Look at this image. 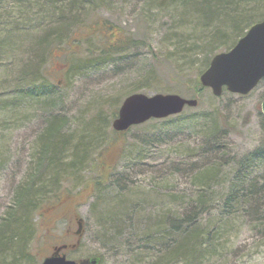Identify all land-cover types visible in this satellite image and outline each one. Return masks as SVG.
I'll use <instances>...</instances> for the list:
<instances>
[{"label":"rangeland","instance_id":"1","mask_svg":"<svg viewBox=\"0 0 264 264\" xmlns=\"http://www.w3.org/2000/svg\"><path fill=\"white\" fill-rule=\"evenodd\" d=\"M15 1L0 0V13L14 11L12 25L0 20V96L21 100L0 110V264H41L57 247L74 260L100 256V264H264V156L235 185L248 153L264 151V79L246 95L195 92L211 58L264 17V0H60V18L37 1ZM236 16L241 27L229 19ZM96 17L112 24V39L82 35L96 30L89 25ZM121 40L132 46L113 52L111 43ZM40 44L54 48L50 57ZM32 63L41 73L28 79L39 88L17 94ZM134 92L177 93L198 105L119 135L112 121ZM52 118L62 119L64 143L54 165L41 136ZM215 118L228 133L220 153L202 138ZM216 161L219 179L205 180ZM30 177L48 181L47 192L33 196L31 210L18 209ZM204 187L210 203L200 226L189 229L201 235L203 250L191 259L179 222L195 214L190 205ZM245 188L262 199L249 193L235 212L224 207L228 194ZM22 219L25 242L17 243L19 231L6 225Z\"/></svg>","mask_w":264,"mask_h":264},{"label":"trees","instance_id":"2","mask_svg":"<svg viewBox=\"0 0 264 264\" xmlns=\"http://www.w3.org/2000/svg\"><path fill=\"white\" fill-rule=\"evenodd\" d=\"M19 0L15 1V4L20 5H26V4H31L33 1H37L38 3H41V5H46L50 10V16L53 17H58L60 18L61 15L63 14V9L59 7V5L61 4L60 0H21V2H19L17 4ZM29 8V7H28ZM13 10L7 11L5 9L4 14L0 13V20L4 21V23H9V25H12L11 23H13L14 21L10 22L12 20V16H13ZM97 20L92 22L91 24H89L90 26H94L96 30H93L88 34L86 33H82L83 36H87L89 38H95L96 36H107V34H110V36L108 38L112 39V36H115L114 30L112 28V24H110L109 21H107L104 18H100V17H96ZM231 20L234 21V26L236 27H241L239 26V23L241 22V20L247 21L246 18H244L243 14L241 15V20H240V16H236L234 18H229ZM249 21V20H248ZM252 24V23H251ZM4 25V24H3ZM250 27V25L247 23L246 27L244 28L243 34L244 32H246V30ZM17 28V27H16ZM15 28V29H16ZM242 30V28H241ZM9 34L11 33L8 32ZM240 34L239 36L243 35ZM70 37L74 38L75 40L77 38H80L78 36V34H72ZM47 38L45 37L43 41H46ZM238 40V39H237ZM132 41V40H130ZM127 40H121L119 42H116L115 45H113L111 43L112 46H114V51L113 52H118L121 49H125L128 46H132L128 44ZM3 43V42H2ZM132 43V42H131ZM230 48V47H229ZM54 48L50 47V46H46V49L44 50V46L42 44H40L38 46V51L41 55H46V56H51V53H53ZM106 51V50H104ZM209 64V63H208ZM208 66V65H207ZM38 71V72H37ZM35 72H37V74L41 73L40 67H38L36 64L32 63L29 65V67L27 68V70L25 71V75L23 76L22 80H25L27 83L22 84V83H18L16 85V93L17 94H22L25 93L24 91V87L27 88V90L29 92H34L39 88V81L36 82L37 80H33V79H28L29 76H35L37 74H35ZM199 79V78H198ZM197 88L195 90L196 91H200L202 89H204V87L201 85L200 80L197 81ZM190 87H188V91H190ZM10 103L8 102V100H5L4 97L0 96V110L5 109L7 107H15L20 105V101L18 97H15L13 100H9ZM113 115H115V113H113ZM178 118H181V115H177ZM4 120V118L0 119V121ZM159 121V120H156ZM61 122L62 119L60 118H52L50 120H48L47 122V126L44 130V132L42 133L41 136H44L43 140H44V150H50L53 151L52 155V162L54 165L55 163V159L56 156H61L62 155V150L64 149V143H62L60 137V131H61ZM139 126H143L139 125ZM137 127V126H134ZM133 128V127H132ZM131 129V128H130ZM129 129V130H130ZM206 130H203L202 132V138L204 139V143L207 144H212L211 149L212 150H218L220 152H224L228 146V141H226L227 138V132L224 126V121H222L221 119L215 118L211 121L210 126H208L207 128H205ZM128 131V130H127ZM127 131L125 132H116L119 135H123L125 134ZM161 132V131H160ZM165 134L161 133V137L163 138ZM161 139V138H160ZM45 151L44 152V156L47 154ZM264 156V151L261 148H256L253 151L249 152L248 155L244 158L245 160L242 162V175L239 177H236V186L239 185V183L244 182L245 183V179H246V174L245 171L249 169V165L253 162V159L255 158H260ZM252 160V161H251ZM251 161V163L249 164V162ZM244 163L247 164V166L244 168ZM221 162L216 161V163H213L210 167L206 168V170L202 173V177H205V180L208 179L209 177H216L219 179V170L221 169ZM52 169L55 170V168L52 166ZM39 182L36 183V181L34 180V177H30L25 183L22 184L21 186V190H20V197L21 200L19 202L18 205V209H24L26 208L27 210H31L33 208V203H34V199L33 198L34 195H37V193H46V188L48 187V181H46L45 179L38 177ZM220 181V180H219ZM37 186V187H36ZM210 188H203V194H201L197 201L196 204L194 205H190V209L192 211V209H195V214L193 215H189L187 216L186 219H184V224H180L181 228H184V235H185V239H183V249H185V253H186V257L188 258H196V256L202 252V243L198 240L200 238V234H194L195 232H190L189 229H193V228H197L198 226H200L203 218L201 217V214H203L205 208L208 206V204L210 203V199H211V193L209 191ZM249 195L248 189L245 188L243 193H240L239 191H235V192H231L230 194H228L224 200V207H228L229 209H231V207L234 204L237 203H242L244 199L246 198V196ZM257 198V201H259L260 199H262L261 194H259V192H257V194L255 195ZM33 198V199H32ZM246 203L250 204V200L247 197L246 199ZM264 204V202H263ZM260 205V204H259ZM28 213H25V216H27ZM22 216V215H21ZM14 218H12L11 220H9L10 222L13 221ZM25 219V217L23 218ZM21 220L18 223H9L8 225H6V231L13 229L14 231L18 230V235L22 236L21 241H18L17 243H24V235L26 234L27 230L26 227L28 226V224H26V222L24 220ZM4 233V236L6 238H10V239H14V235L8 236L7 233ZM189 234H191V236L193 235V239H190ZM191 244V245H190Z\"/></svg>","mask_w":264,"mask_h":264},{"label":"water","instance_id":"3","mask_svg":"<svg viewBox=\"0 0 264 264\" xmlns=\"http://www.w3.org/2000/svg\"><path fill=\"white\" fill-rule=\"evenodd\" d=\"M264 78V19L250 26L247 32L232 46L215 54L208 67L201 73L200 82L221 96L224 87L232 93L247 94ZM198 100L185 98L177 93L146 94L134 92L126 96L112 127L122 132L131 126L152 118H166L183 111L185 106H196ZM264 115V99L261 103ZM81 223V222H80ZM100 256L74 260L67 258L58 247L43 258L41 264H99Z\"/></svg>","mask_w":264,"mask_h":264},{"label":"bare ground","instance_id":"4","mask_svg":"<svg viewBox=\"0 0 264 264\" xmlns=\"http://www.w3.org/2000/svg\"><path fill=\"white\" fill-rule=\"evenodd\" d=\"M248 192H249V193H252L251 196H255V195L257 194V192H255L254 190H252L251 192H250V190H249ZM236 208H237V206H236V204H234V205L231 207L230 211L235 212V211H236ZM252 209H253V211H256V210L259 209V207H253ZM180 224H184V219L181 220V221L179 222V225H180ZM174 225H175V224H174Z\"/></svg>","mask_w":264,"mask_h":264}]
</instances>
